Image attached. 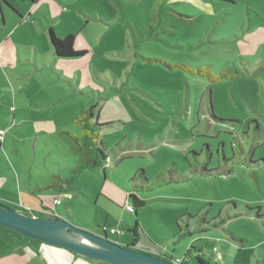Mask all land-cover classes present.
I'll use <instances>...</instances> for the list:
<instances>
[{"label": "rangeland", "instance_id": "1", "mask_svg": "<svg viewBox=\"0 0 264 264\" xmlns=\"http://www.w3.org/2000/svg\"><path fill=\"white\" fill-rule=\"evenodd\" d=\"M37 5L40 11L14 34V48L21 38L20 50H41L44 59L51 25L58 40L73 35L74 51L91 60L94 95L75 96L73 89L91 79L83 75L79 84L76 75L74 87L58 81L53 68L59 67L49 56L46 69L15 84L16 100L6 92L11 114L17 108L28 116L11 132L44 130L42 137L59 145L54 152L45 145L33 150V144L2 150L21 174L23 190L25 181L44 187L53 179V158L73 157L61 130L78 133L74 117L97 103L99 123L120 122L102 136L105 175L103 167L84 169L74 188L61 194L60 207L67 206L76 225L98 223L121 235L120 243L136 245L142 227L165 241L161 220L171 231L167 255L190 250L185 264H197L190 244L212 264H264V0H68L62 9L76 14L57 23L44 1ZM156 60L175 65L166 72ZM30 98L60 102L35 108ZM200 146L204 159L213 158L212 174L196 172L189 149ZM141 170L156 184L139 194L146 205L136 215L126 203L127 187ZM170 170L188 175L172 178Z\"/></svg>", "mask_w": 264, "mask_h": 264}, {"label": "crops", "instance_id": "2", "mask_svg": "<svg viewBox=\"0 0 264 264\" xmlns=\"http://www.w3.org/2000/svg\"><path fill=\"white\" fill-rule=\"evenodd\" d=\"M40 0H0V129L5 130L4 139L0 143V201L8 204L10 206H17L19 203L24 204L25 206L33 209H42V208H50L53 209L58 214H62L60 216L66 218L67 220L74 223L73 216L71 212L65 208L60 207V205H64V201L62 200L61 194L63 192L69 191L71 188H74V184L69 188L63 184L64 179L70 176L72 169L77 164L80 155L74 152L71 144L67 140V138L62 134V136L67 140L71 150L74 152L72 158H53L50 161V164L54 168L52 171L53 179L47 183L46 186L42 187V185L31 186V184L27 185L26 191L23 190L21 185V174L18 173L12 166V162L8 157H6L5 152L2 150H10L12 152H16L18 147L25 146L26 148H30L33 144V150L40 147L43 149V145H45L49 151L54 152L59 150V145L56 142H50L47 138L42 137V134L46 133L44 130H39V132L25 134L22 132L12 133V129L10 127L15 126L17 124H21L28 120V116L25 115L17 108L14 109L13 114H11V96H7L6 92L14 93L13 99L16 100L15 96V84H21L26 77H30L31 75L37 76L39 72L43 69H46L47 65V56L50 57L51 66L59 67V69H54V73L57 76V80L64 83L69 84L74 87L76 85V75L77 82L84 83L81 79L83 75L92 77L91 70V60L86 56L84 58H61L58 57L51 46L50 43V30L52 29V25L47 34V39L50 45V50H47L46 57L43 59L40 57L39 52L41 50H20V44H23L21 38L16 39V44L18 49L16 50L13 46V36L15 33L20 31L24 22L29 20L30 15L34 12H39L37 3ZM47 4L54 19H52L51 23H57L61 19H65L67 17H74L76 13L71 12L70 14L65 13L62 9V5L65 4L68 0H41ZM71 1V0H69ZM173 2L183 1V0H172ZM74 4V1H73ZM8 5H10L14 10H12ZM32 10V12H31ZM79 14H83L85 18H87V12H84V9L77 8ZM22 18L24 21L22 22ZM53 30V29H52ZM68 35V34H67ZM253 35V34H252ZM251 35V36H252ZM250 36V37H251ZM6 40L3 42V40ZM13 38V39H12ZM12 45L9 47L8 43ZM38 49L36 46H31V49ZM250 50V49H248ZM90 60V61H89ZM28 67H32L34 70L31 71ZM28 70L29 73L24 75L20 73L21 71ZM164 70V69H163ZM165 71V70H164ZM167 72V71H166ZM86 83V82H85ZM92 79L89 81V84L83 85V88L73 89V93L75 96H84L86 93H92ZM87 88V89H86ZM94 95V93H92ZM91 95V94H90ZM160 99V98H159ZM31 105L35 108H42L45 106H51L58 102L59 99H28ZM92 100V97H91ZM102 101V100H101ZM161 101H163L161 99ZM164 104V103H163ZM24 107H27L28 104H20ZM103 105H106L105 103ZM102 105V106H103ZM84 110V109H83ZM79 113L74 117L75 119ZM98 119V118H97ZM119 120L116 122L118 124ZM108 123V122H103ZM115 121H112L111 124L107 125L101 131V141L104 132H107L110 129V125L116 124ZM62 131V130H61ZM126 138V137H125ZM40 141V142H39ZM127 146H134V141L131 137L127 140ZM40 143V144H39ZM103 144V141H102ZM141 144V143H140ZM133 148V147H131ZM134 150V149H132ZM10 151L9 154L11 153ZM10 156V155H9ZM61 157V155H60ZM12 167L5 170V167ZM100 168V167H97ZM90 168V169H97ZM105 170L103 169V173L105 175ZM171 174L174 170H170ZM167 173V174H166ZM162 177L168 175V171ZM145 177L150 179L146 173ZM26 178V177H25ZM131 189H127V191ZM61 197V203L58 205H54L51 202L54 198ZM65 209V211H64ZM138 214V213H137ZM136 214V215H137ZM205 221V220H204ZM161 223H163L160 220ZM97 225H90L83 221V223H79V226H83L84 228H92L93 230H97L100 233L101 227L98 223ZM130 231L132 229H129ZM137 231H140V235H137L136 248L137 249H148V251L152 253H159L161 247L159 244H166L165 253L168 254V237L166 236L165 241H160L157 239V236L152 231H147L145 227L138 228ZM161 234H164V231H160ZM165 235V234H164ZM108 236H112L117 242H121V235L117 233H108ZM13 240L15 243L11 242ZM134 240V238L132 239ZM133 242V241H132ZM130 241H124L121 244H129L132 243ZM141 243V244H139ZM145 246H150L146 248ZM0 264H99L94 262L84 256L75 254L65 248L53 246L47 243H41L29 240L26 236H22L20 234L8 231L6 228L0 226Z\"/></svg>", "mask_w": 264, "mask_h": 264}, {"label": "trees", "instance_id": "3", "mask_svg": "<svg viewBox=\"0 0 264 264\" xmlns=\"http://www.w3.org/2000/svg\"><path fill=\"white\" fill-rule=\"evenodd\" d=\"M232 1V0H230ZM175 2V1H174ZM12 10H14L10 5H8ZM15 11V10H14ZM24 21V19L22 18V22ZM50 43L52 46V49L54 51V53L61 58H78L83 56L84 54H86L85 51H79V52H75L74 51V36L71 34L66 35V37L63 40H58L53 32V30L51 29L50 32ZM159 63H161V65H164V70L168 72V67L169 68H173L172 65L175 64H170L168 63V61H162V60H156ZM166 67V68H165ZM96 107H97V103H94L91 105V107H89L88 109H84L82 110L79 115L77 116V118L75 119V123L77 124L78 128H79V132L78 133H72L69 132L67 130H62V133L64 134V136L67 138V140L69 141V143L72 146V149L74 150V152H76L77 154L80 155V158L77 161V164L74 166V168L71 171V174L69 177H67L66 179L62 180L63 184L66 187H70L74 184L78 174L84 170V169H90V168H97V167H103V169L105 170V167L103 166L107 160H108V154L107 151L105 150V148L103 147L102 141L100 139L101 137V131L103 130V128H105L107 125L111 124L112 122H108V123H99L98 118V112L96 111ZM216 119V117H214ZM93 119V120H91ZM210 146V145H208ZM190 152L194 153L196 158V162H197V168H196V172L201 173V174H212L214 171H216V169L214 168H209V166L211 165L213 158L211 155H209L208 159H204L203 155H204V147L200 146V149L196 148V147H191V149H189ZM188 152V151H187ZM185 152V154L187 153ZM187 164L190 167H193L192 162L190 160V158L187 156ZM220 164L221 161L219 160ZM228 165V164H227ZM223 168V166H219L217 167V169ZM225 168V167H224ZM173 171V170H172ZM233 172V170H231ZM171 172V171H170ZM230 172V170L228 171ZM188 175V173L185 172H179L174 170V172H172L171 176L172 178H184ZM162 182L167 183L168 180L164 179L163 177H161ZM159 181V180H158ZM156 184V181H153L151 179H148L145 177V171L141 170L140 174L136 173V175H134V177L131 178V186L128 185L127 189H131L130 191H127V198H126V203L130 204L134 210L135 213L137 214L139 209L143 208L146 205L145 200H143L139 194L141 193L142 190H146V189H150L152 187H154L153 185ZM59 198V197H57ZM57 198H54L53 200H51L52 203H54V205H58L60 203H55V200ZM13 208L26 213V214H32V215H37L40 217H46L48 216V212L49 211H54L53 209L50 208H42V209H37V211H33V208H31L32 211H28L25 209H21L17 206H12ZM36 210V209H35ZM46 211V212H45ZM133 212V211H132ZM57 213V212H56ZM204 223H208L204 221ZM158 226H161V230L164 231V238H166V236L168 237V233L171 234V231L168 232V226L163 223H158ZM101 228L104 226H100ZM8 230V229H7ZM11 231V230H8ZM14 232V231H11ZM17 233V232H14ZM108 235V232H106ZM19 234V233H17ZM21 235V234H20ZM24 236V235H22ZM29 240H32L31 238L27 237ZM35 241V240H32ZM36 242H40V241H36ZM43 243V242H41ZM167 245V244H166ZM190 248H194L195 251L197 252L194 259L195 262L197 264H212L209 260H207L205 257H203L201 249H197L194 247L193 244H190ZM129 247H132L133 249L136 250H141V249H137L135 244L132 245H127ZM146 248H149L150 246H145ZM163 250H161L159 253H154L155 255L171 260L172 262H176L178 261V264H185L186 262L190 261V257H191V253L190 250L188 255L185 256H176V257H170V255L168 256L167 253H165L166 249L165 248H161ZM144 251H148V249H142ZM150 252V251H148ZM101 264H108L105 262H100Z\"/></svg>", "mask_w": 264, "mask_h": 264}, {"label": "water", "instance_id": "4", "mask_svg": "<svg viewBox=\"0 0 264 264\" xmlns=\"http://www.w3.org/2000/svg\"><path fill=\"white\" fill-rule=\"evenodd\" d=\"M0 226L75 254L108 264H176L144 250L111 240L62 216L28 215L0 201Z\"/></svg>", "mask_w": 264, "mask_h": 264}, {"label": "built area", "instance_id": "5", "mask_svg": "<svg viewBox=\"0 0 264 264\" xmlns=\"http://www.w3.org/2000/svg\"><path fill=\"white\" fill-rule=\"evenodd\" d=\"M4 134H5V130L4 129H0V143L3 141V139H4ZM55 203H60V200L57 198L56 200H55ZM17 207H19V208H21V209H25V210H28V211H32L31 210V208H29V207H27V206H25L24 204H21V203H19L18 205H17ZM127 210H129V211H132V208H130L129 206L127 207ZM46 212V211H45ZM58 216V213H56L55 211H49L48 212V216ZM103 229H102V232L101 233H106V232H108V229L106 228V226H104V227H102ZM110 232L111 233H116V231L114 230V229H111L110 230ZM100 233V234H101ZM176 264L178 263V261L177 262H175Z\"/></svg>", "mask_w": 264, "mask_h": 264}, {"label": "flooded vegetation", "instance_id": "6", "mask_svg": "<svg viewBox=\"0 0 264 264\" xmlns=\"http://www.w3.org/2000/svg\"><path fill=\"white\" fill-rule=\"evenodd\" d=\"M115 240V239H114ZM116 241V240H115ZM120 243V242H119Z\"/></svg>", "mask_w": 264, "mask_h": 264}]
</instances>
